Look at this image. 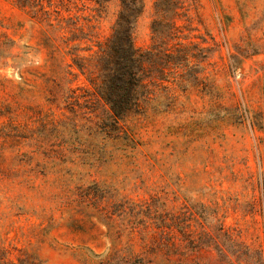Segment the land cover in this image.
Here are the masks:
<instances>
[{
    "label": "rangeland",
    "instance_id": "obj_1",
    "mask_svg": "<svg viewBox=\"0 0 264 264\" xmlns=\"http://www.w3.org/2000/svg\"><path fill=\"white\" fill-rule=\"evenodd\" d=\"M140 1L134 46L189 67L118 120L120 0H0V264H264V0Z\"/></svg>",
    "mask_w": 264,
    "mask_h": 264
},
{
    "label": "trees",
    "instance_id": "obj_2",
    "mask_svg": "<svg viewBox=\"0 0 264 264\" xmlns=\"http://www.w3.org/2000/svg\"><path fill=\"white\" fill-rule=\"evenodd\" d=\"M175 3L176 0L155 2L158 11L168 13L167 23L170 29L173 26V16L176 14ZM141 11L140 0H120V8L112 31L95 58V77L89 79L99 98L109 107L111 115L118 120L138 112L144 100L153 93L150 85L158 86L162 81H175L176 72L169 68L172 67L176 54H182L177 62L181 69L178 75L180 82L186 81L185 75L189 67L184 51L173 52L169 49L167 52L164 50L161 56H157L156 47L142 51L134 46L133 28ZM154 40L162 41L159 37ZM79 68L83 70L84 67L82 65Z\"/></svg>",
    "mask_w": 264,
    "mask_h": 264
}]
</instances>
